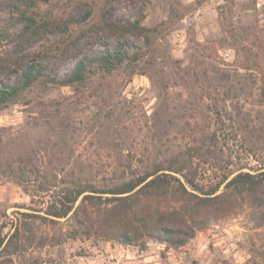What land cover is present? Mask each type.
<instances>
[{
  "label": "rangeland",
  "instance_id": "374dc122",
  "mask_svg": "<svg viewBox=\"0 0 264 264\" xmlns=\"http://www.w3.org/2000/svg\"><path fill=\"white\" fill-rule=\"evenodd\" d=\"M104 1L51 0L39 6L37 18L53 22L47 31L51 42L45 49L51 52L45 71L48 75L43 76V82L35 81L22 98L0 108V157L35 154L49 177L56 174L57 178H76L78 169L89 168L88 164H92L94 173L104 170L111 153L100 146L94 131L88 133V128L100 100H109L110 92L113 99H128L137 114L145 112L148 117L150 131L142 127L124 134L105 125L96 133L110 146L118 143L124 155L130 139L134 140L137 156L143 154L139 150L145 144L158 159L172 154L181 158L194 155L192 163L199 167L198 177L206 185L228 172L240 171L243 164L259 166L264 154L247 152L248 147L240 140V117L249 124L264 122L259 91L264 67L259 73V69L246 72L237 65L245 54L240 52L241 45L251 46L264 64L260 46L264 41V0H116L110 18L128 23L141 13V24L156 28L150 38L130 33L94 34L77 38L71 49L96 51L105 43H125L131 52L139 46L144 54L143 72L127 81L123 74L111 78L107 91L87 87L76 93L67 85L49 81L60 80L71 72L76 61L69 50L63 54L61 50L84 26L82 17L89 15L87 22L99 18ZM12 6L11 1L0 0L1 25H12ZM68 34L71 37L64 43ZM43 48L40 41L23 51H17L14 43L2 44L0 62L9 65L16 56L24 55L29 63H36L39 56L43 58ZM20 74V69L11 67L0 74V79L9 86ZM206 87L218 99L220 119H213L206 107ZM106 106L108 109L111 103ZM60 125L69 127V147L64 153L54 151L52 144L56 139L52 128L58 132ZM198 127L216 134L204 161L192 150L196 143L193 140L199 136L193 135V130ZM58 157L68 163L58 162ZM243 203L234 213L197 230L182 246L163 243V248L157 250L155 244L159 242L147 240L138 248L94 236L71 238L70 220L45 224L38 218L24 217L22 212L42 214L32 211L42 203L31 204L22 185L0 174L2 233L12 232V225L22 219L28 223L23 225L20 245L12 255L1 259L4 264H264V212L245 200Z\"/></svg>",
  "mask_w": 264,
  "mask_h": 264
},
{
  "label": "trees",
  "instance_id": "16d2710c",
  "mask_svg": "<svg viewBox=\"0 0 264 264\" xmlns=\"http://www.w3.org/2000/svg\"><path fill=\"white\" fill-rule=\"evenodd\" d=\"M9 1L13 5L14 18L11 26L0 24V45L14 43L17 51H23L34 42L40 41L45 48L41 51L43 58L39 56L36 63H29L24 55L16 56L9 65L0 62V74L7 73L11 67H16L21 72L9 86L4 85L0 79V108L22 98L24 91L35 81H44L43 76L48 75L45 71L49 67L51 55L45 49L47 43L51 42L47 31L53 22L37 18L39 6L51 0ZM115 1L105 0L96 20L87 22L89 15L81 18L84 26L69 42L67 40L71 34L67 35L63 40L67 45L61 50L62 54L70 51L76 61L74 67L62 79L49 78V81L67 85L76 93L87 87L103 88L107 91L111 78L123 74L127 81L134 74L143 72L141 58L144 54L139 46L131 52L125 43L116 46L105 43L96 51L77 52L74 48L71 49L76 39L84 36L130 33L147 40L156 31L155 27L141 24V13L128 23L110 18ZM244 32L250 34L247 30ZM260 46L264 50V41ZM240 52L245 53L237 65L240 69L246 72L259 69V73L262 72L264 64L257 59V51H252L251 46L241 45ZM252 82L257 81L253 79ZM205 89L204 96L209 99L206 107L213 113V119H220L218 99L212 90L208 87ZM259 91L261 104L264 105V81L260 82ZM107 95L109 100H100L88 128V133L94 131L100 146L112 154L110 163L104 170L94 173L91 170L92 164H88L89 168L82 166L78 169L76 178L65 179L57 178L56 174L49 177L43 162L35 154L0 157V174L22 185L30 196L31 204L38 201L42 203L40 208H32V211L42 214L22 212L21 215L38 218L45 224H56L60 219L70 220L68 234L71 238L94 236L141 248L147 240L172 247L182 246L197 230L211 221L234 213L238 205L242 207L244 200L264 212V161L255 167L243 164L240 171L228 172L215 183L206 185L198 177L199 167L192 163L191 158L194 155L181 158L177 157L178 154H172L165 159H158L151 154L150 145L145 144L139 150L143 154L137 156L133 139L126 146L127 153L124 155L118 143L110 146L96 133L105 125L124 134L140 131L142 127L150 131L148 117L145 112L137 114L128 99H113L110 92ZM108 103L111 106L107 109ZM244 119L240 117V140L248 147L249 154H264V122L249 124ZM60 127L58 132L52 128L56 137L52 144L54 151L64 153L65 148L69 147V127ZM193 131V135L199 136L197 141L193 140L196 143H193L192 150L198 152L204 161L210 152L209 145L214 144L215 131L207 133L199 127ZM233 137H237L236 131ZM56 159L64 165L68 163L64 157ZM35 196L42 198L35 199ZM23 225H28L24 219L21 223L13 224L12 232L7 234L2 233L3 226H0V264H4L1 259L3 255H12L13 250L20 245L21 238L24 237Z\"/></svg>",
  "mask_w": 264,
  "mask_h": 264
},
{
  "label": "built area",
  "instance_id": "2783aa9c",
  "mask_svg": "<svg viewBox=\"0 0 264 264\" xmlns=\"http://www.w3.org/2000/svg\"><path fill=\"white\" fill-rule=\"evenodd\" d=\"M162 245H163V243L161 244V243L159 242V243H156V244H155V247H156L157 250H160V249L163 248Z\"/></svg>",
  "mask_w": 264,
  "mask_h": 264
},
{
  "label": "crops",
  "instance_id": "0c3cea01",
  "mask_svg": "<svg viewBox=\"0 0 264 264\" xmlns=\"http://www.w3.org/2000/svg\"><path fill=\"white\" fill-rule=\"evenodd\" d=\"M122 252H123V250H122Z\"/></svg>",
  "mask_w": 264,
  "mask_h": 264
}]
</instances>
